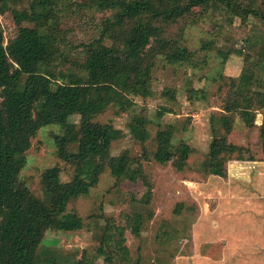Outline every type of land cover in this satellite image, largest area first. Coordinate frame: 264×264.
<instances>
[{
	"label": "trees",
	"instance_id": "trees-1",
	"mask_svg": "<svg viewBox=\"0 0 264 264\" xmlns=\"http://www.w3.org/2000/svg\"><path fill=\"white\" fill-rule=\"evenodd\" d=\"M71 1L31 0L27 10H12L19 27L6 44L0 21V264H67L63 254L40 258V244L49 228L75 231L83 227L82 218L67 211V206L87 195L105 171L114 186L140 183L142 193L132 195L133 206L125 212L123 224L101 216L95 258L109 264H141V227L153 191L143 163H170L183 173L193 150L176 136L174 123H163L165 114L174 113L171 106H159L150 118L145 105L134 97H152V71L158 57L172 64L193 60L195 52L182 43L184 28L210 9L224 10L230 21L237 18L242 24L249 18L258 20L251 24L246 44L260 46V52L259 57L244 56L240 74L227 83L222 107L211 113V139L199 170L225 178L228 162L254 160L248 146L229 139L237 119L244 129L257 132L264 153V0H84L110 14L98 38L83 49L82 61L66 72L59 63L68 54L60 48L56 25L60 8ZM7 2L0 0V15L8 9ZM22 20L32 25H21ZM236 52L241 54V50ZM229 53L219 51L223 63ZM162 94L169 103L175 102V90L165 89ZM111 106L119 112L131 111L125 131L110 122L93 121ZM73 116H78L77 122L70 120ZM49 125L62 129L52 136L55 152L72 173L63 180L60 166L46 168L41 175L43 195L38 197L19 180V173L32 138ZM150 125L157 129L148 148ZM124 136L142 145L139 153L133 156L123 149L111 154L112 143ZM108 159L105 166L103 161ZM164 226L156 234L160 240L168 235ZM126 231L137 240L134 257L125 247Z\"/></svg>",
	"mask_w": 264,
	"mask_h": 264
},
{
	"label": "rangeland",
	"instance_id": "rangeland-1",
	"mask_svg": "<svg viewBox=\"0 0 264 264\" xmlns=\"http://www.w3.org/2000/svg\"><path fill=\"white\" fill-rule=\"evenodd\" d=\"M30 2L8 0V9L0 15L4 44L15 36L19 27L12 10H27ZM60 14V22L56 25L58 41L68 57L59 65L67 72L77 67L76 62L82 61L83 49L98 38L103 21L110 12L98 11L84 0H72L60 8ZM229 19L226 11L210 9L197 23L190 22L184 28L182 43L195 52L193 60L172 64L158 57L152 71V97L144 100L134 97L139 105H145L150 118L159 106H171L174 113L165 114L163 123H174L176 136L187 141L193 150L183 173L176 171L170 163H143L153 191L141 227V264H264L262 166L247 164L249 167H245L241 164L235 167L230 177L227 175L225 178L204 175L199 170L211 139L208 124L211 113L222 107L227 83L240 74L244 56L257 57L260 52V46L250 48L246 44L251 24L258 20L249 18L246 24H242L237 18ZM21 25L31 26L32 23L22 20ZM205 43L209 44L203 49ZM220 50L231 51L224 63ZM236 50H241V54ZM165 89L175 90V102L169 103L163 96ZM130 112H119L111 106L93 117V121L110 122L125 131ZM259 116L258 119L261 118ZM70 120L77 122L78 116ZM156 129L155 125L149 126L150 140L145 143L148 148L152 147ZM61 132L57 125L41 127L26 152V163L19 173V180L38 197L43 195L41 175L46 168L60 166L63 180L72 173V168L56 156L52 136ZM229 139L248 146L255 157L264 158L257 132L244 129L239 119ZM141 147L138 142L124 136L112 143L111 154L117 155L128 149L134 156ZM109 162L108 159L103 164L106 166ZM141 193L140 183L123 182L114 186L113 178L105 171L87 195L72 200L67 206V211L82 218L83 227L75 231L49 228L38 255L41 258L54 253L63 254L67 264L77 261V264H109L95 258L101 216L123 224L125 212L133 206L132 195L139 197ZM97 215L99 217L94 219ZM162 223H166L162 230L168 231V235L160 240L156 234ZM125 237V247L134 257L137 240L129 231L125 232Z\"/></svg>",
	"mask_w": 264,
	"mask_h": 264
},
{
	"label": "crops",
	"instance_id": "crops-1",
	"mask_svg": "<svg viewBox=\"0 0 264 264\" xmlns=\"http://www.w3.org/2000/svg\"><path fill=\"white\" fill-rule=\"evenodd\" d=\"M260 115V114H259ZM261 117V115L259 116ZM257 124H260L261 122V118H257ZM241 144V143H240ZM248 156V155H246ZM244 165L245 167H249L247 166L250 165V164H254V165H257V166H262V168L264 169V158H257V157H254V160H249V159H245V160H232L231 163H229L228 165V177H230V173L232 171H235V167L238 166V165ZM251 166V165H250Z\"/></svg>",
	"mask_w": 264,
	"mask_h": 264
}]
</instances>
